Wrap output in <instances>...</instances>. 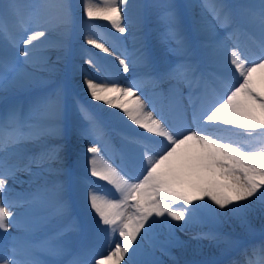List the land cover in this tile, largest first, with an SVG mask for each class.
<instances>
[{"label":"bare ground","instance_id":"1","mask_svg":"<svg viewBox=\"0 0 264 264\" xmlns=\"http://www.w3.org/2000/svg\"><path fill=\"white\" fill-rule=\"evenodd\" d=\"M174 1H176L177 6L184 7V11L192 12L194 21L199 24L197 26L192 25L194 34L204 42L203 47H207L211 57L210 60L227 73H236L239 62L236 61L235 55L227 48L224 39L214 36L216 26L205 20V13L200 4L193 2V0ZM185 1L188 3L185 4ZM127 2V0H73V10L64 13L56 11V9L65 5L67 0L42 1L43 8L49 6L51 12L48 19L45 18V20L40 21L38 26L43 30H48V32H56L70 23L67 16H71V21H74L75 26V32L72 36L75 43H77V48L68 54L69 63L66 72L70 89L77 92L80 95L79 98H83L91 107H95L106 114L118 126L158 138L159 134L155 123L149 114L142 109L136 95L126 87L115 84L113 78H111V75L114 77V74H123L126 71L124 58L119 55V52H116V55L110 59L105 57L107 60L105 62L100 55L98 57L96 55L101 47L98 41L100 40L104 45H108L110 38L106 37V32L92 20L95 22L100 20V23L106 25L109 30L117 35V38L121 37V39H123L122 36L127 31L124 29L127 27L146 24L145 17L138 16V20L128 19V8L133 5L131 9L136 7L135 9L138 10L141 5L136 3L137 0H133L131 3ZM248 2L253 9L264 11V0H248ZM250 5L246 4V6ZM158 12L159 10L150 14L152 20H148L146 28L143 29V31H148L147 36H151L154 31ZM162 12L163 9L159 13ZM119 17L124 18L123 23L120 22ZM152 23L153 25H151ZM59 36L52 33L50 37H42L40 40L44 42V45H34L29 49H32V51H38L41 48H44L43 50L49 48V50L60 49L62 39H57ZM80 37H83L86 42H76L79 41ZM48 38L51 42L47 40ZM82 49L84 50L82 51ZM38 52H42V50ZM46 55L48 56V54ZM52 56L57 59L55 62L57 65L51 67L38 62H45L48 57L37 59L29 55L24 56L23 65L11 79L13 81H25L28 86L38 87L36 90L45 98V104H41L44 109L39 119H42L41 126L44 129L52 130L50 135L54 132H61L66 137L62 139L64 149L58 156V161L65 160L64 163L71 165L69 169L73 170L75 177L90 174L100 180L109 181L108 172L110 169L105 162L97 157L92 149L78 146V143L81 142L77 131L78 113L60 96V88L51 86L43 87L44 89L41 87L42 89H40V86L51 83L49 81L54 78L52 74H56L61 70L59 63L65 59V55ZM74 58L84 65L92 66L91 70L88 69L90 73L85 72L84 69H75L71 65V59ZM94 59L98 64L96 66L91 63ZM19 61L20 57H16L11 61L12 69L16 68ZM100 67L110 73H98L97 69ZM240 76L243 78L240 88L229 97L221 111L217 112L216 116L212 117L210 121H213L211 124L213 127L227 125L233 126L241 132L243 130L246 133L232 135L236 139L243 140L246 135L242 134L264 133V63L253 67L248 72H241ZM11 88L14 89V86ZM52 95L55 96L53 100L50 99ZM57 102L62 109V113H58L52 107ZM47 111L48 113H46ZM47 120L50 123L44 125ZM70 144L76 150L71 155L65 152L66 147ZM32 146H35L34 142ZM72 155L76 158H72ZM262 155H264V149L260 152L259 157H262ZM263 172L264 162L254 164L250 158L243 156L241 150L236 146L231 147L208 138L190 137L181 140L158 162L145 185L141 186L138 193L140 198L138 212L130 219L128 231L125 235L126 241L102 260V263L133 264V257L137 256L150 263L158 264L154 249L160 246L166 247L169 244L168 231H170L172 225L165 218L166 215L170 214L167 210L181 204L192 205L205 212L220 230L227 233L246 236L242 227L243 223L263 229L262 232L264 233V215H250L242 211L239 212V209H237L239 204L237 188L244 189L246 184L234 186L236 179L240 178L244 180V183H248V180L255 178L264 183ZM45 175L49 180L53 178L48 174ZM57 178L61 177L57 176ZM76 199L84 206L88 214L103 212L102 199L96 197L86 198L80 189H77ZM50 201L54 205L59 201V198ZM225 206H230L232 207L231 210H234L230 212ZM33 208L38 207L33 206ZM30 210L35 214H42L48 209ZM5 215L12 216L13 213H6ZM187 254L192 259L206 261L210 258L224 257L226 250L211 243L200 245L195 241L187 247Z\"/></svg>","mask_w":264,"mask_h":264},{"label":"rangeland","instance_id":"2","mask_svg":"<svg viewBox=\"0 0 264 264\" xmlns=\"http://www.w3.org/2000/svg\"><path fill=\"white\" fill-rule=\"evenodd\" d=\"M66 8L68 10L72 9V0L68 2ZM44 34L42 33L40 35V38H42ZM50 61V60H49ZM49 61L41 62L42 64L48 66L50 63ZM67 61H64L62 63L63 68L67 66ZM75 60H72V63H74ZM48 63V64H47ZM74 67L78 68V64H73ZM61 76V80L65 81L64 88L60 92L62 94H67L69 92V86L68 81H66L67 74L65 71L59 72L57 74H54L52 76ZM25 81H19L15 80L10 85L9 88L14 86L21 87L26 86ZM254 164L264 162V157L260 158H253L251 159ZM264 176V172L262 173ZM39 179V178H38ZM235 187L237 184L243 185L246 184L244 189L237 188L238 189V201L239 204L237 205V209H239V212L248 213L250 215H258L262 216L264 215V183L261 182L258 178L250 179L248 180V183H244L243 179H236V183H234ZM227 204V203H226ZM230 212H232L234 209L231 210L232 207L225 206ZM186 212V211H185ZM174 213V212H173ZM239 216V215H238ZM240 217V216H239ZM237 217V218H239ZM171 225H173L175 228L174 230L170 228L169 232V249H174L175 254L170 258L163 257L162 255L156 254V259H158V264H195V263H202L204 260L201 259H192L187 254V247L191 245L193 242L197 241L200 245H206L207 243H211L213 245H216L218 248H223L226 250V255L230 250H232L234 247L238 246L239 243V237L236 236L232 237L229 235H225L223 233L217 232V224L211 220L208 215L199 210L198 208H195V211L193 213H184L183 215H175L174 220L172 217L167 218ZM177 226V227H176ZM242 227L246 233V236H256L257 234L261 233L263 229H259L256 226H252L247 223H243ZM195 230V233L199 234V237H203V241L200 240H194L195 237H190L188 235L189 232H192ZM227 234V233H226ZM218 236H222V238H219ZM240 244V243H239ZM157 252V250H156ZM213 260L212 258H210ZM218 259V258H216ZM133 264H153L148 262L147 260H143L141 257H133Z\"/></svg>","mask_w":264,"mask_h":264}]
</instances>
